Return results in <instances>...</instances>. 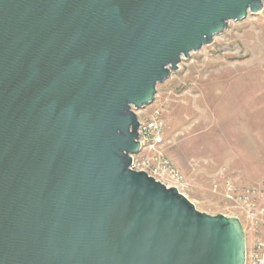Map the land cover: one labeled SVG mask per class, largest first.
<instances>
[{
    "label": "water",
    "instance_id": "1",
    "mask_svg": "<svg viewBox=\"0 0 264 264\" xmlns=\"http://www.w3.org/2000/svg\"><path fill=\"white\" fill-rule=\"evenodd\" d=\"M264 0H0V264H246L242 221L131 168L138 110Z\"/></svg>",
    "mask_w": 264,
    "mask_h": 264
},
{
    "label": "rangeland",
    "instance_id": "2",
    "mask_svg": "<svg viewBox=\"0 0 264 264\" xmlns=\"http://www.w3.org/2000/svg\"><path fill=\"white\" fill-rule=\"evenodd\" d=\"M154 108L163 110L167 153L186 177L181 192L200 211L239 214L221 181L264 183V8L182 59L138 116Z\"/></svg>",
    "mask_w": 264,
    "mask_h": 264
},
{
    "label": "built area",
    "instance_id": "3",
    "mask_svg": "<svg viewBox=\"0 0 264 264\" xmlns=\"http://www.w3.org/2000/svg\"><path fill=\"white\" fill-rule=\"evenodd\" d=\"M138 117L141 150L131 155V168L145 171L166 186H175L181 192L186 177L167 153V122L162 108H154L144 118ZM221 184L225 198L233 203L246 222V227L243 224L247 236L246 264H264V183L241 185L233 179L222 177ZM239 214L230 216L238 217L243 223Z\"/></svg>",
    "mask_w": 264,
    "mask_h": 264
}]
</instances>
